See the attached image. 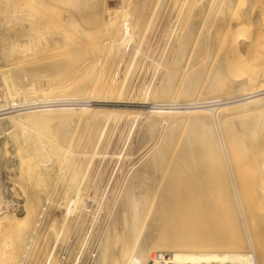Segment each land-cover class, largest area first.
Listing matches in <instances>:
<instances>
[{
  "label": "bare ground",
  "instance_id": "bare-ground-1",
  "mask_svg": "<svg viewBox=\"0 0 264 264\" xmlns=\"http://www.w3.org/2000/svg\"><path fill=\"white\" fill-rule=\"evenodd\" d=\"M23 1L20 2L23 3ZM26 1L27 0H25V2ZM34 1L39 2L45 0ZM47 1L49 2V0ZM101 1L103 0H54V3L51 2L49 6L57 4V8L62 7L63 9L65 4L71 5L74 2V6H69L68 9L74 10L73 25L76 29L81 27L86 29L99 27L109 28V31L112 33L110 34L108 31L109 34L112 35V38H116L114 41H108V46L109 43L113 42V45H110L113 46V50L116 51V49L118 50L116 45L119 42L125 41L124 39L130 41L128 43L129 45L132 44L130 50L132 54L131 60L129 59V64L131 62L133 63V58L138 56L137 54L142 57L144 53L143 46L145 40H147V38L144 39V31L140 32L141 30H139L140 26L137 25V20L134 21L132 16L131 20V17L126 12L125 9L127 6L125 7L126 4L124 3L128 0H120V3L124 4L123 6L125 9L122 5L120 6L123 8H117L119 12L123 9L128 15L116 16L115 9H108L113 19L110 18V20L108 16V19H106V21L104 20L102 23L103 17H101V15L103 14H101ZM20 2L17 0H0V7L14 10L19 7ZM157 2L158 1L155 2L156 5ZM167 2H171L170 5L177 9V15L174 17L173 22L175 25L176 22L178 23L181 14L186 11L188 12V16H186L188 18V26L185 23L186 21L184 22L187 27V31L185 32L188 34L180 41L176 55L173 56L174 58L172 61L170 60L172 63L169 67L170 69H167L166 79L164 77L165 82H162L163 84L161 83L162 85H160L157 90L155 89L154 92L148 87V92L146 91L147 89H144L147 93H141L143 96L137 99V101L130 100V96L128 97L125 95L124 92L127 89L124 91L123 87L126 86L119 84L118 81L116 82L113 79L115 73L110 76L111 74L109 75L104 67L106 70L104 73L107 72V79H105V76L103 79L101 78L103 76L97 74L98 70H101V67L103 69V66H105L103 63L105 62L101 63L103 66H100V64L98 65L99 59H92L93 57L91 60L82 58L81 61V59H79L81 56L79 57L78 53L80 48H74V45L72 46L73 48L69 47L72 53L70 55L67 54L66 57L47 62H42L44 59L39 61L38 58L37 62L39 63L33 64L32 61H34V59L36 60V57L44 56L41 52L42 50L45 49L44 51H47V49H50L49 51L56 52L57 50L54 48L61 47L67 40V37L58 34H55L57 36L54 37L52 32H46L45 35L34 34V43L29 41V45L25 44L21 46V36L9 31L5 22L14 18L18 23L29 21V23L32 22V25L35 23L36 28H42L44 27V25L42 26L43 23H39L42 22V20L39 21L34 13H29L27 17L17 16L16 18L14 16H0V79L2 81L1 88L4 92V95H2L3 101H0V120L7 119L10 124H19L20 126L16 128H20L26 121L43 122V124L50 122L52 127L50 128L55 134H59V131H62L63 133L65 132V136L69 134L71 126L74 127L79 124L84 127L85 131H83V133H85V138H87L88 141L87 149L81 151L86 156V158L84 157L86 164L80 180V187L76 188L73 196L63 203V218L59 228H55L57 231H54V227L52 229L50 226L52 223H49V226H47V231H51L52 233L53 230L54 237L48 248L49 250L47 251L44 264H57L58 260L56 261L55 259L56 256L54 251L57 241L63 231L76 223L75 220L81 217L82 211L86 214V204L84 198H82L81 182L84 176L86 177L85 173L87 168L90 167V164H92L91 162L94 157L102 154V151L99 150V145L102 139L101 136L109 126L108 123L115 119L120 113H127V115L131 114L132 117L127 119V122L129 121L128 127L132 126L137 119H142L140 121H143V128L141 129L139 138H137L139 146L143 147L144 143L147 144L146 141L159 125H164L165 128L163 129L165 130L168 129L166 132L162 130L165 134L161 138L159 145L146 156L138 167L131 170L132 173L125 181L123 180L122 183L120 182L121 185L118 194L114 193L117 196H115L113 201L114 208L111 212V221L109 220L110 223H108L105 230V238L100 240L101 243L98 246L99 249L97 254L95 256L93 255L94 264H264V204H262V206H260L261 204L250 206L252 200L247 202V198L244 203L240 200L239 192L237 191L239 190L237 189L238 185L236 186L235 184L232 157L229 153V148L236 147L238 136L236 137V134L233 132L227 133V131L226 134H224L220 124L221 111L228 113V115L249 114L255 113L258 110L264 111V46L261 45V43L264 42V0H162V3L159 2L158 4L164 6ZM23 5L21 4V7H23ZM152 5H154V3ZM170 5L168 7H170ZM50 7L55 8V6ZM54 10L56 12V9ZM38 11L39 10L36 12ZM173 11L175 10L173 9ZM118 13L117 15H119ZM152 14L153 12L151 15ZM126 17H129L130 20L125 19ZM67 21L68 20H66V22ZM175 25L173 24V26ZM246 26L251 29L246 30ZM197 27V33L204 32L209 35L207 42L210 49L213 46V42H220L225 55L228 56L225 60H232V62L229 61L226 63H228V70L231 71L232 74L238 73L233 78L232 83L230 82L231 85H235L236 94H229V96L224 98L220 97L215 99L197 98V96H195V98L183 100L175 99L178 98L179 95L173 99L172 95H174V93L171 95L172 99L165 97L169 96L171 90L173 91L176 88L173 87V85L175 86V83L173 84V77L176 72H178L177 70L181 63H184V69L188 68L184 60L188 50L187 47L190 36L194 34L193 30ZM36 28H32V30ZM65 28L67 29L68 26ZM65 28L63 30H66ZM35 31H37V29ZM33 33L34 32H32V34ZM101 33L99 35H101ZM170 34L168 33V35ZM197 36L199 38L201 35L196 34V37L194 35L195 38H197ZM204 36H206V34H204ZM39 40H43V43ZM201 40L202 39L199 40L200 43ZM127 41H125V43ZM193 41V43L196 42L195 39ZM66 44L64 45L65 47ZM176 44H178V42ZM69 45L71 44L69 43ZM111 46H109L108 49L112 48ZM145 46L148 47L149 45L146 44ZM189 47H191L190 44ZM197 48H199L198 51H200L203 46L200 48L195 45L194 49V45L192 44L191 51L194 49L198 52ZM37 51H40L41 54L38 55ZM64 51L66 53V50ZM76 51L78 52L76 53ZM115 51V54L112 55V59L115 58V60H117V56L121 53L117 51L116 53ZM67 52L70 53V51ZM108 52L109 51L105 52L106 55ZM196 52H194L195 54L191 57H197ZM44 53L48 54V52ZM65 53H63L64 56ZM60 55L61 54H59V56ZM199 56H201V54ZM49 57L51 56H48V58ZM168 57L170 56L168 55ZM188 57L189 54L187 58ZM51 59L53 58L51 57ZM77 59L81 62L76 61ZM120 59L121 57L119 60ZM196 59L200 60L198 57ZM28 60L29 67H24L23 64ZM148 60L149 63L150 61H154V59L150 60V58H148ZM187 60L186 62L188 63ZM198 60L192 62L197 64ZM203 60L204 59L200 61L201 64L204 63ZM131 65L133 70L135 65L133 66V64H130V68ZM97 66H99L100 69L97 68ZM195 66L197 65H194V67ZM95 67L97 69H95ZM8 70L10 71L9 79L4 77V74ZM126 72H128V70ZM183 74L185 73L183 72ZM200 74L201 70L197 69L193 74L194 77L191 75L184 84L185 91L191 93L195 92V95L197 91L202 92V87H199V82L202 79L198 81ZM95 75L100 76V79L95 80ZM124 81H126L125 78ZM125 83L127 82H124V84ZM220 84H222V81L219 79L215 81L212 86H218ZM200 86H203L202 82ZM191 93L188 95L192 96ZM149 94H151V96H148ZM197 95L199 96V94ZM174 96H176V94ZM128 107H133L134 109L129 110L127 109ZM111 122L109 123L110 125ZM186 125L188 129L184 137L182 136V140L180 134L183 133L182 128L185 129ZM4 126L5 123L4 125L2 124V127ZM20 130L21 129H19V131ZM43 131L44 130H42V132ZM1 132L8 134V127L2 128L0 134ZM34 132V130L30 129L28 134ZM10 133L12 134V132ZM34 134L36 135V133ZM178 134L181 138L179 141H177L176 138ZM14 135L15 134H12V136ZM65 136L63 135V138L67 139ZM260 138L261 140L264 139V135ZM47 140L48 139L43 138V136L41 137V135L37 137V140L34 142L30 141L31 143L26 142V140L23 141V143H18L16 139L14 143L17 145L16 152L18 157L22 161L28 162L29 155L34 153L36 154L35 158L37 157V164L34 169L37 170L38 167L41 168V166H45L48 160L50 161L52 153L49 147L50 144H48ZM108 141L106 143H108ZM261 143V148L256 154L259 163L264 160V140H262ZM59 147L63 148L65 146ZM66 149L68 152L70 151L68 146ZM69 153H71V151ZM72 154L74 153L72 152ZM116 156L118 155L116 154ZM129 157L131 159V156ZM121 158L120 162H122ZM85 161L83 163H85ZM116 162L117 160L113 163ZM32 169L30 170L32 171ZM40 171L41 169L38 172ZM41 172L39 173L40 176L42 175ZM45 173L43 172L41 177H45ZM111 183L110 181L109 185L105 186V188L103 186V192H99V196L100 194L102 195L100 199H97L98 201L95 202V211L93 215H90L92 217L91 222H94L99 216L100 211L102 212L106 207L107 201H109L107 198H109V194L114 190H110ZM101 189L99 190L98 188L99 191H101ZM242 192H244V190ZM114 194L112 193V195H110L113 196ZM257 199H259V197ZM1 203H4L5 206L11 205V203L6 200H3ZM258 203H261V201L259 200ZM30 208H32V206ZM30 210L31 209H28L23 204L20 209L18 208L16 212L12 213L0 208V258L4 257L6 253H9L7 252V248L2 249V246L7 244L4 241L10 238L14 240L20 232L25 230L28 220L30 222ZM108 212L110 213V211ZM90 226L92 225H88L87 228ZM4 234H7V236ZM89 234L90 232L88 231V235ZM62 238H64V236ZM87 238L88 237H86V239ZM72 242L73 241H71V243ZM97 242L99 241L97 240ZM96 250L97 249H95V251Z\"/></svg>",
  "mask_w": 264,
  "mask_h": 264
},
{
  "label": "rangeland",
  "instance_id": "rangeland-1",
  "mask_svg": "<svg viewBox=\"0 0 264 264\" xmlns=\"http://www.w3.org/2000/svg\"><path fill=\"white\" fill-rule=\"evenodd\" d=\"M17 1L20 2L23 0H17ZM156 1H158L157 5L155 3ZM39 2H35L34 0H27L25 2V0H24L23 3L22 2L19 3L20 4L19 7H21V4L23 5L25 3L23 5V7H21V8L17 7V9H14V10H9L7 8L5 9V8L0 7V16H2V17H9V16H14L15 18L17 16L18 17H27V16H29V13L30 14L34 13V15H36L38 17L39 21L42 20V22H39L41 24L43 23L42 26L44 25V27H42V28H38V27L36 28L35 23H34L35 24V27H34V24L32 25V22L29 23V21H27L25 23H18L17 21H15L14 18L5 22V25L7 26V29L9 31H11L13 34H17V35L21 36L20 37V39H21L20 45L21 46L25 45V44L29 45V41L32 43L33 39H34V34H44L45 35L46 32L47 33L52 32L54 37L57 36L55 34L64 35L67 37V40L65 38V40H66L65 43L63 45H61V47L59 46V48H62V49L54 48L57 50L56 52L49 51L50 49L49 50L47 49V51H44L45 49L42 50L41 52L44 54V56H42L43 58L42 57H36V60L34 59V61H32L33 64L39 63V62H37L38 58H39V61L44 59V60H42V62L43 61L44 62L52 61V60H56L59 58L61 59L62 57H66L67 54L70 55L72 53L71 48H73V47L78 48V49L80 48L79 52L76 51V53L77 52L79 53V57L81 56L79 59H81V61H82V58L83 59L86 58V60L87 59L91 60L92 57H93L92 59L98 58L100 61V63L98 61V65L100 64V66H103V64H105V66H103V69L101 67V70H103V71L98 70L97 74H99L100 76H103L101 78L104 79V76H105V79H107V75H106L107 72L109 73V75L111 74L110 76H112V74L115 73L114 74L115 78L113 77V79L116 82L118 81L119 84H123V86H126V87H123L124 91L127 89L124 93L128 97L130 96V100H133V101L134 100L137 101V99H139L143 96L142 94H144L146 91L148 92L147 87L149 89L151 88V90H153V92H154L155 89L157 90L158 87L165 82L164 77L166 79V77H167L166 72H168L167 69H170L169 67L171 66V63H172L171 61L174 58L173 56L176 55V53H177L176 51H177V48L180 44V41H182L188 34L187 32H185V31H187L186 25L188 26V18L186 17V16H188L187 15L188 12L186 11V12L182 13L178 23L176 22V25H175V23H173V22H174V17L177 15V9L173 8L170 5L171 2H167V4H165L164 6H161L158 3L159 2L162 3V0H133V1L128 0V1H126V3H124V4H126L125 7L127 6V8L125 9V7L123 6L124 4H121L120 0H103V1H101V14H103V15H101V17L104 18V19L102 18V20H103L102 23L104 22V20L106 21V19H108V16H109V19L110 18L113 19L112 18L113 16L110 15L111 12H108V11H110L111 9H115L116 16H126V14L128 13L130 17L131 16L133 17L134 21L137 20V22H138L137 25L140 26L139 27V30H141L140 32L144 31V39L147 38L148 43H147V40H145V44L143 46L144 53H143L142 57H141V55L137 54L138 56L133 58L134 62L130 63V64H133V66L135 65V68L133 67V70H132V65L130 68V64H129V62L131 60V54H132V51H130L132 48L131 47L132 44L129 45V43H128L130 41H127V39H124L125 41H127L126 43H125V41L119 42L116 45V48L118 47V50L116 49V51L120 52L121 54H119L117 56V58H116L117 60H115V58L112 59V55L115 54L114 53L115 50H113V46L110 45V44L113 45V42L109 43V46H111L112 48L108 49L109 48L108 41L109 42H110V40L114 41L116 37L112 38V35H110L112 33L109 31V28L107 29V27H105V28L99 27V28H93V29L92 28L86 29V28L81 27V28L76 29V27L73 25V19H74L73 11L74 10L68 9L69 6L70 7L74 6V2L71 5L65 4L63 6V9L61 6H60L61 8H57V6H56L57 4L56 5L55 4L50 5V6H55V8L50 7L49 4H51V2L54 3V0H49L50 3L47 0L39 1ZM153 3L155 6L152 5ZM136 4H138V5H136ZM120 5H122L124 7V9L126 10L127 13L124 12L123 9L120 10V12H119V9L117 10V8L121 9L122 6H120ZM169 5H170V7H168ZM142 6H144V7H142ZM153 7H154V10L156 12L153 10ZM155 7H156V9H155ZM157 7H159V8H157ZM52 9L53 10L56 9V12H55V10L53 11ZM66 9H67V11H66ZM108 9H110V10H108ZM127 9H128V11H127ZM150 9L153 11H151ZM173 9L175 11H173ZM37 10H39V11L36 12ZM167 10H169V11H167ZM116 11H117V13L119 12L118 13L119 15H117ZM152 12H153V14L151 15ZM157 12L160 14H158ZM107 13H109V14H107ZM149 14H150V16H149ZM68 15H69V17H68ZM172 16H173V18H172ZM132 17H131V20H132ZM169 17H171V18H169ZM125 19H129V17L128 18L126 17ZM66 20H68L70 22H68V21L66 22ZM134 21H131V22H134ZM184 22L186 23V25ZM46 24H48V25H46ZM62 24H63V26L64 25L68 26V28L66 29L65 28L66 26L63 27ZM173 24L175 26H173ZM45 26H46V28H45ZM172 26H173V28H172ZM32 28H36L37 31H35L36 29L32 30ZM64 28L67 31L63 30ZM95 29H97L98 31ZM169 29L172 31H170ZM196 29H198V27L195 28V30ZM245 29L250 30L251 28L246 26ZM42 30H43V32H42ZM164 30H166V31H164ZM195 30H193L194 34H192V36H190L189 44L191 47H189V44H188V47H187L188 50H187L186 57L184 60V62L186 63V67H188V68L184 69L183 67L185 65L183 62L181 63V65H180L181 70L179 67V69L177 70L178 72H176L175 76L173 77V81H174L173 84L175 83V86L173 85V87L174 88L176 87V88L175 89L173 88L174 92L171 90V92L169 93L170 95L165 96V97H169L171 99L173 97V99H174L175 97H177V95H179L178 98H175V99L183 100V99H188V98H195V96H197V98L200 97V98H206V99H212V98L215 99V98H220V97L224 98L226 96H229V94L230 95L236 94L237 92L235 91V88H234L235 85H231V83L233 81V78L238 73L232 74L231 71L228 70L229 69L227 66L228 63H226V62H229L230 60H225V58L228 56L225 55L224 50L222 49V44L220 42L219 43L213 42V46L210 49L208 42H207L209 35H207V33H204V32H201V33L198 32L197 33L198 30H196V32H195ZM108 31L110 32V34ZM168 31H170L171 34ZM32 32H34V33L32 34ZM100 33H101V35H99ZM168 33L170 35H168ZM196 34L201 35L200 37H202V38H200V37L198 38V36H197V38H195ZM204 34H206V36H204ZM194 35H195V37H194ZM180 38H182V39H180ZM194 39L197 43L196 42L193 43ZM200 39H202L201 43H202L203 48H202L201 43L199 41ZM42 41L43 40H41L40 42H42ZM66 42H67V44H66ZM177 42H178V44H176ZM69 43L71 45H69ZM65 44H66V47L64 46ZM146 44L149 46L148 47L145 46ZM192 44L194 45V49H195V45H196V47H200L202 49L200 51H198L199 48H197L198 52H196L194 49H193V51H191ZM261 45L264 46V42H262ZM37 47H38V45H37ZM69 47H71V48H69ZM97 47H99V48H97ZM64 50H66V53ZM105 50L109 51L107 53V55L105 53L106 52ZM67 51H70V53H68ZM41 52L37 51L38 55H40ZM44 52H48V54L44 53ZM88 52H90V53H88ZM171 52H173V53H171ZM194 52H196L197 57L200 58V60L196 59L197 57H194V58L191 57L193 54H195ZM63 53H65V56ZM87 53H88V55H87ZM59 54H61V55L63 54V55L59 56ZM82 54L83 55L85 54V55L83 56ZM95 54L97 57L95 56ZM171 54H173V55H171ZM188 54H189L190 58L189 57L187 58ZM200 54L202 57L199 56ZM168 55L170 57H168ZM48 56H51L53 59H51V57L48 58ZM53 56L55 57V59ZM120 57H121V59L119 60ZM164 57H166V58H164ZM102 58L103 59L105 58L106 60L105 59L103 60ZM148 58H150V60L154 59L155 62L150 61V63H149ZM45 59H48V60H45ZM202 59H204L203 60L204 63L201 64L200 61H202ZM101 60H103V61H101ZM159 60H161L162 63ZM164 60H166V61H164ZM186 60L188 61V63L186 62ZM195 60H198L197 64H194L192 62V61L195 62ZM76 61L79 62L80 60L77 59ZM102 62H105V63H103L101 65ZM230 62H232V60ZM192 63H193V66H192ZM23 65H24V67H29V60L27 62H25ZM194 65H197V66H195L196 68L194 67ZM113 66L116 68H114ZM161 66H163V67H161ZM190 66H192L194 68H192V67L189 68ZM104 67L107 70V72H105V73H104V71H106V70L104 69ZM97 68H99V66H97ZM97 68L95 67V69H97ZM197 69L201 70V74L198 77V81L200 79H202L199 82L200 83L199 87H202L201 88L202 92L201 91L196 92L197 94H199V96L197 94L195 95V92L191 93V92H187L184 90L185 82L191 77V75H192V77H194L193 74L195 73V71ZM127 70H128V72H126ZM163 70H164V72H163ZM189 71H190V73H189ZM7 72H8V74H7ZM183 72L185 74H183ZM123 75L124 76L127 75V76L124 77ZM185 75H186V77H185ZM100 76L95 75L94 79L99 80ZM4 77L7 79L10 78V71L9 70L6 71V73L4 74ZM124 78L126 81H124ZM121 79L124 82H127V83H125L126 85L124 84V82ZM219 79L222 81V84H220L218 86H212V84ZM121 81H122V83H121ZM201 82H202L203 86H200ZM1 86H2V81L0 79V94L2 92V94L0 95V101H3L2 95H4V92L1 88ZM178 86H180V87H178ZM144 89L145 90L147 89V90L144 91ZM172 93H174V95L176 94V96L172 95ZM189 93H191L192 96H189L190 95ZM171 95H172V97H171ZM181 95H182V98H181ZM184 95H186V96H184ZM148 96H151V94H149ZM148 98H152V97H148ZM127 109L132 110L134 108L128 107ZM131 117H132L131 114L127 115V113L118 114L115 117V119L111 120L112 122L110 121L112 126L109 124L110 123L109 122L108 123L109 126L107 127V130H105V133H103V135L101 136L102 137L101 143H100L101 147L99 145V150L102 151V154L96 155L94 157L95 160L94 159L92 160V162H91L92 164H90V167L87 168V171L85 173L86 177L84 176V179L81 182L82 198H84V200H85V204L87 207V209L85 207V213L87 215L84 214V211H82L81 217H79L77 220H75L76 223L74 222L75 226L74 225L70 226L68 228L69 231H68V229L63 231L62 235L60 236L59 240L56 243V247L54 250L55 256H56L55 259H56V261L58 260L57 264H63V263L64 264H94V262H93L94 256L97 254V251L99 249L98 246L101 243L100 240L105 238V236H104L105 230L108 226V223H110L109 220L111 219V216H112L111 212L113 211V208H114V206H113L114 202L113 201L115 199V196H117L115 194H118L122 181L123 180L125 181L128 178V176L132 173L131 170H134L136 167H138L144 161L146 156H148L150 154V152L159 145L161 138L163 137L166 130L168 129L167 128L165 130V129H163V128H165L164 125H162V126L159 125V127L155 129L156 132L154 131L152 133V135H150L151 138L149 137V139L146 141L147 144L144 143L143 147H142V146L138 145V139L137 138H139L141 129L143 128L142 127L143 121H140V120H142L141 118L137 119L132 126L128 127L129 121L127 122V119H130ZM220 122H221L220 124H221V128L223 129L224 134H226V131H227V133L233 132L234 134H236L235 135L236 137L238 136L237 137L238 142H237L236 147L235 148H229V153L232 157L233 173H234V177H235V184H236V186L238 185L237 189H239V190H237L239 192V198H240V200L243 201V203H244V201L246 202L247 198H248L247 202L252 200L251 201L252 204L250 206H253L254 204L255 205L261 204L260 206H262V204H264V194H261V193H264V160H262V162L259 163L256 154L258 153V150L261 148L262 140H264V139L261 140V138H260V137H262V135H264V134H262V133H264V111L258 110L255 113L237 114V115H228V113H224L221 111ZM4 123H5V126L2 127V124L4 125ZM39 123H42V124H39ZM39 123L26 121L25 124H23L20 128L19 127L16 128L17 126H20V125L19 124H17V125L16 124L15 125L10 124V123H8L7 119H1L0 120V130H2V128L4 129L6 127H8V129H9L8 134H4L3 132H1V134H0V208H2L5 211H8L9 213L10 212L12 213V212H16L18 208L20 209V207L23 204L28 209H31L30 210V222L28 220V223L26 225L25 230L20 232L17 235V237L14 238V240L11 238L10 239L8 238L9 240L4 241L7 244H5V246H2V249L7 248V252H9V253L8 254L6 253L4 257L0 258V264H44L47 251L49 250L48 248L50 247L51 242L53 241V237H54L53 230H52V233H51V231H47V226H49V223H52L50 226L52 227V229L54 227V231H57V229L59 228V225L61 223V220L63 218V203L65 201L69 200L73 196V193H74V191H76V188L80 187V180H81V177L83 174V170L85 168L84 166L86 164V161H85L86 156L81 151L87 149V143H88L87 138H85L86 137L85 133H83V131H85L84 127L82 125H81L82 126L81 127L79 124H77L78 126L77 125H75L74 127L71 126L70 130L67 128L69 130V134L67 136L70 137V138H68L67 136H65V132L63 133L62 131H59V134H57V133L55 134L51 129L52 127L50 125V122L44 123L45 125L43 124V122H39ZM19 129H21L23 132L21 130L19 131ZM30 129L34 130L35 131L34 133H36V135L34 133L28 134ZM109 129H110V131H109ZM182 129L184 131L182 130L183 133H181L182 135L180 134V136L183 140V137H184V135L188 129L187 125L185 126V129L184 128H182ZM42 130H44V131L42 132ZM162 130L165 132H162ZM24 131L27 133H25ZM10 132H12V134H15V135L12 136V134ZM16 132L18 135L16 134ZM60 132H62V133H60ZM38 133L41 135V137L43 136V138L48 139L47 141H48V144H50L49 147H50L52 153H51L50 161L48 160V162L46 163L45 166H41V168L38 167V169L36 170V169H34V167L37 164L36 163L37 157L35 158L36 154H34V153L30 154L29 153L30 154L29 155V161L28 162L22 161L17 155V152H16L17 145L14 142L16 139H17L18 143H23V141H25V140H26V142H30V141L34 142L35 140H37V137H40V135ZM49 135H51V136H49ZM63 135L67 139L63 138ZM16 136H17V138H16ZM78 138H79V140H78ZM81 138H82V141H81ZM176 138H177V141L181 140V138L179 137V134L177 135ZM83 140H84V142H83ZM107 141H108V143H106ZM80 142H81V144H80ZM103 142H104V144H103ZM124 143H125V145H124ZM58 145L59 146H65L66 148L68 146V148H70L71 153H69L70 151L68 152V150L65 147L60 148ZM104 146H106V147H104ZM124 147H125V149H124ZM64 148L66 149V151ZM72 152L74 154H72ZM78 153L81 155H79ZM124 153L126 154V157H125ZM116 154L119 157L116 156ZM127 154L129 156H131V159ZM117 157H118V159H117ZM67 158H69V159H67ZM120 158H121L122 162H120ZM116 160H117V162L113 163ZM84 161H85V163H83ZM136 161H137V164H136ZM113 164H116V165H113ZM30 169H32V171ZM40 169L44 173L46 172L44 174L45 177L44 176L41 177L43 175V172H41V171L40 172L42 175L41 176L39 175L40 172H38V171ZM29 170H30V172H29ZM33 170L34 171L36 170V171L34 172ZM88 171L90 174L88 173ZM37 172H38V174H37ZM41 178H43V179H41ZM44 178H46V179H44ZM106 179H108L112 182L111 186H110V190L114 189L113 190L114 192L112 190L111 191L113 194L114 193L115 194L113 196H111L112 193H110L111 191L109 192L111 195L109 194V198H107V200L109 199V201H107L108 203H107L106 207L104 208L105 210L103 209L102 212L100 211L99 216L96 218V220H94V222H95L94 223V222H91L92 217L90 215H93V213L95 211V207H96L95 202H97L98 201L97 199H100V196L102 195V194H100V196H99V192H103L102 191L103 186L105 188V186L109 185V183H110V181H108ZM41 181H43V182H41ZM106 182H108V183H106ZM104 183H105V185H104ZM111 187H113V188H111ZM98 188H99V190L102 188L101 191H99ZM243 190L246 193L242 192ZM240 194H242V195H240ZM90 195H92L94 197H92ZM258 197H259V199H257ZM252 198H254V199H252ZM3 200L10 202L11 205L5 206L4 203H1ZM259 200L261 201V203H258ZM31 206H32V208H30ZM108 211H110V213ZM90 224L92 226L87 228V226ZM104 226H105V228H104ZM55 228H57V229H55ZM90 229H91V231H90ZM86 230H88L90 232L89 235H88V231H86ZM80 231H81V233H80ZM65 234H66V236H65ZM4 235L7 236V234H4ZM75 235H76V237H75ZM85 235H87V236H85ZM63 236H64V238H62ZM86 237H88V238L86 239ZM97 240L99 242H97ZM71 241H73V242L71 243ZM95 249H97V250L95 251ZM66 250H68V251H66Z\"/></svg>",
  "mask_w": 264,
  "mask_h": 264
}]
</instances>
